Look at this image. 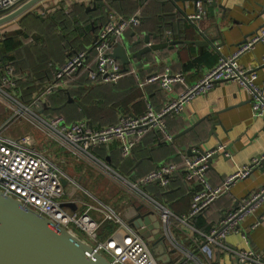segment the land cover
<instances>
[{
    "label": "built area",
    "instance_id": "2783aa9c",
    "mask_svg": "<svg viewBox=\"0 0 264 264\" xmlns=\"http://www.w3.org/2000/svg\"><path fill=\"white\" fill-rule=\"evenodd\" d=\"M25 1L0 0V12H10ZM62 1L55 0L54 6L64 8ZM65 1L66 6H71L75 2L91 5V0H70V4L67 2L69 0ZM196 7L197 10L191 18H203L206 15L204 2L198 1ZM43 9L46 10L45 7ZM48 9L51 7L49 6ZM142 21L140 10L128 16L116 11L108 12L107 20L92 44V49L97 53L93 60L94 67L90 68L92 60L87 49L72 52L55 70L53 79L33 94L31 101H22V95L17 91L19 75L13 65L5 64L0 76V103L12 109L11 117L0 125V190L19 199L23 206L31 207L49 217L57 225L75 234L85 235L114 264L162 263L152 255L149 245L138 231L123 222L113 208L103 203L96 207L84 202L80 210H72L62 205L64 202H76L65 198L67 190L63 179L81 187L63 170V163L68 159H74L76 162L88 159L95 165L100 164L106 172L119 178V174L110 165L92 152L93 148L117 144L122 150V155L128 157L131 155L135 138L150 130L160 131L167 141H172L173 136L167 131L164 118L181 113L186 104L197 96L205 95L220 82L237 83L249 95L253 112L264 117V81L258 82L257 72L238 62L241 55L254 49L258 43H264V26L239 44L233 54L221 56L198 81L190 84L177 97L171 98L169 94L174 92L175 84L185 83L186 76L183 72H174L167 67L163 73L149 75L147 81L157 82L168 97L160 110H156L153 104L148 102L144 113L121 115L115 124L100 128L91 125L86 119L68 122L62 115L48 116L41 112L48 97L60 88H67L68 81L81 69H88V79L93 84L119 82L123 77L122 64L112 56L113 48L126 29L137 27ZM151 43L150 41L147 44ZM132 71L138 76L137 70L133 68ZM27 114L36 121V126L43 127L47 139L43 144L31 134L12 136L8 133V127ZM220 152L226 157L230 155L222 143H217L213 149L196 147L193 148L192 155H182L186 172L183 181L192 194L190 208L186 214L178 215L167 205L154 199H151L153 205L150 209L158 215L163 232L178 250L183 263L195 261L197 264H204L192 250L187 249L174 237L173 231L178 228L179 223L190 228L194 245L208 263L215 260L218 252L225 251L230 253L232 260L237 258L239 264H264L261 254L251 249L231 248L225 242L230 234L246 235L241 224L264 204V184L250 192L234 208L226 211L219 223L208 232H203L194 223L195 217L229 192L237 182L250 176L264 158V155L254 158L249 165L226 176L222 185H213L208 176L209 159ZM178 169L179 165L176 162H163L135 182L126 181L131 189L140 192H144L142 187L148 184L168 187ZM94 210L102 213L101 221L93 216ZM263 220L264 212L252 227H257ZM105 221H112L121 226L108 238L102 240L99 233Z\"/></svg>",
    "mask_w": 264,
    "mask_h": 264
},
{
    "label": "crops",
    "instance_id": "0c3cea01",
    "mask_svg": "<svg viewBox=\"0 0 264 264\" xmlns=\"http://www.w3.org/2000/svg\"><path fill=\"white\" fill-rule=\"evenodd\" d=\"M44 1L45 0L41 1L39 4ZM52 1V3L54 4L55 0ZM198 1L204 2V5H206L207 7V12L203 18L198 20L197 23L201 26V28L205 30L212 28L213 31L211 33V36L216 38L215 44L221 43L222 46L214 49L213 47L205 45L183 43L173 50L165 48L156 52H149L142 58L144 62L152 61L150 66H144V73L149 70V73L160 74L163 73L167 67H170L174 72L179 71L185 74V83L175 84L174 92L172 94H169L171 98L177 97L178 94L185 90L190 84L198 81L207 69L213 67L218 62L221 56H229L233 54L237 50L240 43L244 42L247 38L258 32L264 26V0H216L217 6L214 5V0ZM62 2L65 3L66 1L64 2L63 0ZM95 2L96 0H91L90 4L94 5ZM196 2L197 0H143V8H141L140 10L143 14V21L140 26L144 30V33L141 35L139 33H136V30H131L128 33H124L118 39V43L122 42L123 37L126 38L129 42H134L138 38L143 39L144 36L150 34V32L158 34V30L154 31L156 30L155 25L158 22V19L161 22L160 26L165 25L167 27V30L170 32L169 34L173 35V37H170V39L179 38L178 30L180 29V33H182L183 30L181 11L187 14V16L190 18L191 15L196 12ZM75 3H72L70 7H72V5ZM37 5H35L34 7H36ZM45 6L51 7L50 4L43 5V7ZM34 7L32 9H34ZM135 7V1H130L125 5V8H128L129 10H133ZM56 8L62 9L63 7L54 6V9L52 10H55ZM32 9H30V11H32ZM90 9L94 10L95 8L91 7ZM114 9L116 10V12L119 11L116 8ZM4 14H6V12H4ZM23 16H21L20 18H22ZM17 19L0 27V41L9 33L19 31L20 27L14 24ZM177 21L180 24L179 26L177 25ZM71 24L70 26L75 29V33L71 34V36L67 38L69 40L66 50V46L64 45L63 47V43L59 44V42L57 44L56 39H53L52 36H50V39L48 35L34 33L36 34V38H33L32 34L33 41L36 42L37 40L39 47L46 48L48 50L50 49L49 46L52 47L50 59L51 63H49V65H51V68L48 66V69H50L53 74L58 66H61L66 61L67 57L72 52L76 51V47L79 46L80 49H92V44L96 40L99 30L105 23L96 24L92 22L87 34H85L84 30H82L85 27V24L82 22V20L79 19L75 21V24L74 22H71ZM73 24L75 26L77 25L76 28L73 27ZM172 24L174 27L173 33H171L170 29V26ZM188 29L189 31L187 33V36L181 34L182 39H191L195 36L193 35L195 32L190 28ZM40 36H42L43 38ZM195 37L198 38V35H196ZM150 41L154 43L161 42V39L158 36L154 38V35L152 34L150 36ZM145 44L147 43L142 42L133 50H137ZM39 55L42 61L47 56L45 54L43 55L42 49H40ZM34 57L36 63L38 64V60L35 55ZM26 58L27 55H24L23 59ZM0 59H3V56L0 57ZM263 60L264 43L260 42L255 46L254 49L241 55L238 59V62L244 67L255 70L258 74V82H262L264 81ZM33 64L34 63H32L31 66L28 65V67L23 70L28 76L32 75L31 70L32 68H34L32 66ZM128 66L132 67V70L133 68L137 71L141 70V68H139L140 64L135 63ZM149 73L143 75L144 77L141 81L139 80V77L142 78V74L140 73V76H136L134 73V76L136 77V79L138 78L139 81L137 83L138 86L136 85L135 88H130L128 92V94L132 96L137 94V97L133 99L132 103L128 105L131 107V115H136L137 113L142 112L144 110V104L146 102H152L157 107L162 108L164 103L168 99L157 82L152 83L147 81V78L145 77ZM129 81L130 79H125L121 81V85H127ZM98 90V96L102 97L105 95L101 89ZM21 99L23 102L25 101L22 96ZM139 101H141L142 103L138 106L134 105ZM64 105L65 103L60 107H63ZM43 113L47 115L44 110ZM11 114L12 109L7 108L0 103V125H2L6 120L9 119L11 117ZM117 115H115L116 121L120 117L119 115V117ZM106 117L107 115L105 113V118ZM113 118V114H110V117L108 115V122L110 120H113ZM196 122H198V124L196 125H199L198 128H196L195 126L192 130H190L186 134H183L185 136L181 138L179 142H175L176 138L172 141L175 142H173V144H175L176 150V148H181L182 145L180 144L182 143L190 144L191 142H195L201 134L204 135L205 138L203 141H201V143L195 144V148L197 147V145L201 144L203 148L213 149L218 142H221L225 145L226 152L230 154L229 157H226L224 154H222V152L218 153L219 156L213 158L212 164L208 170V176L213 185H222L226 176L234 174L245 165H249L254 158L264 155V117L259 116L253 112L249 95L235 82H220L205 95L203 94L197 96L191 102L186 104L184 110L181 113L177 114V116L173 115L167 116L165 118L167 131L171 133L172 136L179 134L180 131L182 132L184 130V128H187ZM200 123H202L201 126ZM212 129L214 130V133H211ZM7 130L10 134L9 129ZM38 130L39 131L34 133H25L31 134L38 142H41V144H43L44 141L42 142V140L43 138L46 139V137L43 133L41 137V134L39 133H41L40 131L42 130L40 128ZM20 134L10 135L18 136ZM143 139L144 143L147 145V148H151L153 149V151L150 156L139 157L134 164L133 170L136 169L139 165V168H148L152 165L153 167L159 166L160 164L165 162L164 160L167 158L165 157V154L168 147H164L163 144H160L158 141H156L153 135H145ZM172 141H168L167 145H172ZM194 147H191V151L188 150V153L178 152L179 154L191 155L193 154ZM95 155L100 160L110 165L117 172V174H119V179H121L122 181L128 180L130 182H135L136 180L141 178H132L131 176H128L124 173L122 174L121 172H118V170L116 169L115 159L112 160V155H121L123 158H128L132 155V151L130 156L124 157L122 155V150L119 148V145L117 146V144H112L106 146V152L104 155H100V153H96ZM173 158H177V156L172 155L169 157V159ZM145 159H148L146 160V163H144ZM68 183L69 182L67 181L65 185L67 190V195L65 198L67 200L76 201V210H80L83 208V203L85 202L87 204L88 200H85L86 198L75 194L73 191H68ZM263 184L264 159H262L260 164L253 169L250 176L243 180H240L235 185H233L231 187V190L220 197L219 199L221 200L218 199L219 201L213 205L210 214L213 215L214 218L216 217L215 222H219L226 211L231 209L250 192L259 189ZM89 185L92 188H95L90 183ZM149 185L151 184L142 187V190L144 192L129 188L130 192L122 193L121 195H118L116 198H114L115 200L111 207L120 215L123 222H126L123 219L124 209L131 204H135L137 206L140 204H146L149 208H151L153 205L151 199L161 202L154 195V193H152L148 189ZM227 201H230L229 206L225 205V202ZM100 203L102 202L100 201ZM190 204L191 196L183 201V207L181 206L182 208L180 210H175L173 207L171 208L170 206H167L171 208L176 214L183 215L189 211ZM263 212L264 204L259 210H257L254 214L248 216L245 221L242 222L241 227L246 234L245 236H243V234L233 233L227 237L225 242L231 248L239 250L251 249L256 253L261 254L264 261V220L261 221L257 227H252L253 223L261 216ZM92 213L96 219L100 221L103 219L102 213L98 210H94ZM119 226L121 225L117 224V228H119ZM123 226H125V224ZM176 231L179 232V235ZM173 235L187 249H192L191 243L193 241L191 238V230L186 225H182L181 223H179L178 228L173 231ZM167 246L169 250L175 249L169 240H167ZM172 258L174 260L175 255H172ZM210 264L239 263L235 259L232 260L229 252L224 251L217 254L215 260Z\"/></svg>",
    "mask_w": 264,
    "mask_h": 264
},
{
    "label": "trees",
    "instance_id": "16d2710c",
    "mask_svg": "<svg viewBox=\"0 0 264 264\" xmlns=\"http://www.w3.org/2000/svg\"><path fill=\"white\" fill-rule=\"evenodd\" d=\"M130 1H135L136 3V7L134 9L132 8L133 10H129L128 8H125L126 3ZM94 4L96 8L94 10L92 9L88 10L87 4L85 5L83 3H75L73 4L74 10L70 14L66 13L62 8L63 11L62 10L59 11L60 12L59 19L60 20L63 19L61 24H58L59 19L58 17H56V15H54L53 18L50 20H41L42 22L39 21L38 18L32 19L31 20L33 21L32 24L35 27H30L28 28L27 31L30 32L33 30H37V28L39 31L41 30L39 28H42L45 31L44 33L45 35H48L49 38L50 36H52L53 39H56L57 44L58 42L59 44L63 43V47L65 45L66 46L65 50H66L68 47L67 44L69 40L67 38H69L71 34L75 33L74 32L75 29L70 26L71 22H74L75 24V21L79 19L82 20V22L85 24L84 25L85 27L82 30H84L85 34H87L88 30L90 29V24L92 22L96 24H100V23L104 24L107 20L106 17L107 13L116 11L114 8L120 11L117 12L125 16L134 14L135 12L143 8V0H96ZM90 7L93 8L94 5H90ZM26 17H28V14L26 15ZM24 21L25 20H23L22 22L23 24ZM160 23L161 22L158 19V22L155 25L156 30L154 31H157L159 29L158 27L160 26ZM74 24L73 27L76 28L77 25L75 26ZM57 25H60L61 27L60 33L58 31L59 28L57 27ZM62 29L65 31H62ZM131 30H136V33H139L141 35L144 33L143 32L144 30L140 25L137 27L126 29L124 33H128ZM29 32H25L23 30L12 32L9 33L5 38H3L0 41V57L3 56V59H0V76L4 71L5 64L13 65L16 69L17 74L19 75V79L17 82L18 85L17 91L21 93L22 98L26 102L31 101L33 94L36 91H38L40 88H42V86L46 82H49V80L53 79V73L50 69H48V66L51 68V65H49V63H51L50 59H51L52 47L49 46L50 49L48 50L46 48H41L37 46L38 44H35L32 35ZM34 32L36 31H33V34ZM29 43L30 45L26 46ZM22 46H24L25 49L29 50V55L27 56L26 59L21 58V56L19 55L21 53L20 48ZM40 49L43 50V55L44 54L47 55L46 58L44 59L45 61L44 60L42 61L40 59L41 58L39 55ZM80 50H84V49H80L79 46L76 47V51H80ZM87 50L91 55L90 60H92V65L90 64V68H93L94 67L93 60L95 59L97 53L95 52L94 49H87ZM34 55L38 60L37 61L38 64L36 63ZM32 63L35 64L32 65L34 67L31 70L32 75L28 76L23 70L27 68L28 65L31 66ZM151 63L152 61L144 62L143 60L139 63L140 64L139 68H141V70L137 71V74L139 76L140 73L142 74V78L139 77L140 81L143 79L144 77L143 75L149 73V70L146 73H144V66H150ZM151 74L152 73H149L145 78H147ZM125 79H130V81L127 85L123 86L121 85V81ZM139 80L138 78L136 79V77L134 76L132 67L128 66L127 71L123 73V77L119 80V82L115 84L109 83L107 85L93 84L88 79V69H81L79 72H77V74L73 78H71V80L68 81L69 85L67 88H60L48 97L44 105V112L47 115H51V116L62 115L68 122H74L80 119H86L87 121L90 122L91 125L95 126L96 128H100L102 126H106L110 124H115L118 121V120L116 121L115 115L118 114L119 116H121L131 113V107L128 105L132 103L133 99L137 97V94L132 96L129 95L128 92L130 88H135L136 85L138 86L137 83ZM98 89H101L105 95L102 97L98 96V91H99ZM69 96L73 97L72 98L73 100L70 102L68 101ZM64 103L65 105L63 107H60ZM141 103L142 102L139 101L137 104L134 105L138 106ZM153 106L155 107L156 110L161 109L154 104ZM146 109H147V102L144 104V110L140 113H137L136 115L144 113ZM105 113L107 115L106 118H105ZM110 114H113L114 118L113 120H110L108 122V115L110 117ZM201 124L202 123H200V126ZM198 127L199 125L196 126V128ZM145 135H153L156 141H158L160 144H163L164 147H168L167 152L165 154V157H167L164 160L165 162H176L179 165V169L175 173L172 182L168 187H161L155 184H151L148 186V189L152 193H154V195L161 201V203L166 204L171 208L173 207L175 210H180L183 207L182 206L183 201L186 200V198L190 197L192 194L189 191V189L185 186L183 181L186 172H185L184 159L182 157L183 154H179V152L188 153V150L191 147H194L195 144L201 143V141L204 140L205 136L200 134V137L195 142H191L190 144L182 143L180 144L182 145L181 148H176L175 150V144H173L174 141H172V145H167L168 141L164 138V135L160 131L150 130L146 134L135 138V144L132 148V155L130 157L123 158L121 155L118 156L112 155V160L115 159L116 169L118 170V172H121L122 174L124 173L128 176H131L132 178H138V177L140 178L142 177V175L145 176L150 171L158 167V166L153 167L152 165L148 168L146 167L139 168L140 166L139 165L136 169L133 170L134 164L139 157L150 156L153 151V149L147 148V145L144 143L143 137ZM184 136L185 135L176 138L175 142L177 141L179 142V140ZM92 152L94 154L100 153V155H104L106 152V146L95 147L92 149ZM172 155H176L177 158L169 159V157ZM146 160L148 159H145L144 163H146ZM219 200H216L206 211H204L199 216L195 217V221H194L195 225L203 232H208L213 226L219 223V222L216 223L215 222L216 217L214 218V216L210 214L211 208ZM225 205L229 206L230 201L225 202ZM234 207L235 205L232 208ZM116 228H117L116 223L112 221H105L100 229V233H99L100 239L105 240L106 238H108L116 230ZM176 232L179 235V232L178 231ZM191 246H192L191 249L192 252H194L198 256L199 260L202 263L210 264L206 261L204 256L199 252L198 248L194 245L193 242L191 243ZM219 253L220 252H218L217 254ZM174 264H197V263L195 261H187L186 263H183L182 260H180L179 262H175Z\"/></svg>",
    "mask_w": 264,
    "mask_h": 264
},
{
    "label": "water",
    "instance_id": "95a60500",
    "mask_svg": "<svg viewBox=\"0 0 264 264\" xmlns=\"http://www.w3.org/2000/svg\"><path fill=\"white\" fill-rule=\"evenodd\" d=\"M41 1L43 0H26L6 14L0 12V27L25 15ZM214 5L217 6L216 0H214ZM93 8H96L95 4ZM87 9L89 10L90 6H88ZM205 9L207 12L206 5ZM181 14L183 30L182 33H180L181 31L178 28L179 38L177 39H170L173 35L169 34L170 32L165 25L158 27V34L150 32V34L144 36L143 39L138 38L134 42H129L123 37L122 42L117 43L112 52V56L121 61L122 72L124 73L127 71L128 65L135 63L139 64V61L142 60L143 56L149 52H156L165 48L173 50L183 43L205 45L213 47L214 49L222 46L221 43L215 44L216 38L211 36L213 31L212 28L205 30L197 23L199 19L189 18L187 14L182 11ZM177 25H180L178 21ZM188 28L193 30L195 32L193 35H198V38L194 36L191 39H182L181 34L187 36L189 31ZM170 29L171 33H173V24L170 26ZM152 34L154 35V38L157 36L160 37L161 42H152L149 45L145 44L141 48L133 50L142 42L148 43ZM33 38H36V34H33ZM69 101H72L70 96ZM41 112H43V110H41ZM197 124L198 122L185 128L182 132L173 136V139L186 134ZM213 131L214 130L212 129L211 133H214ZM200 146L201 144L197 145V147ZM189 151H191V149H189ZM217 156H219V154H215L209 159L210 166L213 158ZM66 182L67 181L63 179L64 185H66ZM62 205L69 207L72 210H76L77 208L74 202H64ZM123 219L129 224V226L136 229L146 240L152 255L158 262L162 264H174L175 262L180 261L181 256L178 253V250H169L167 246L168 239L163 232V227L158 215L147 205L140 204L137 206L131 204L124 209ZM172 255H175L174 260ZM0 264L114 263L99 251L95 247L94 242L88 239L85 235L75 234L67 228L57 225L49 217L31 207L23 206L19 199L4 194L0 190Z\"/></svg>",
    "mask_w": 264,
    "mask_h": 264
},
{
    "label": "rangeland",
    "instance_id": "374dc122",
    "mask_svg": "<svg viewBox=\"0 0 264 264\" xmlns=\"http://www.w3.org/2000/svg\"><path fill=\"white\" fill-rule=\"evenodd\" d=\"M52 2H53L52 0H45L41 4L34 7V9H32V11H31V13L30 12L27 13L28 17H26V15H27L26 14V15H24V17L17 19V21H15L14 24H16L18 27H20L19 30L29 32V31H27L28 28L35 27L32 24V22H33V21H31L32 19L38 18L39 21L50 20L53 18L54 15H56V17H58V19H59V15H60L59 11H61V10L63 11V9L56 8L55 10H52V9H54V4ZM67 2H69V1H67ZM70 3L71 2H69L68 4H70ZM45 4H50L51 9H48V7L45 6L46 10H44L43 5H45ZM62 4H63L64 8H66V10H67L66 11L64 9V11L66 13L68 12L70 14L71 12H73V10H74L73 5H72V7L66 6L67 5L66 2L62 3ZM88 6H90V5H88ZM23 20H25L24 24L22 23ZM62 21H63V19H61V20L59 19L58 24H61ZM57 27L59 28L58 31L60 33V30H61L60 25H57ZM39 29H41V30L38 31V28H37V30H33V31H36L34 33H41V34L45 33L44 29H42V28H39ZM33 31H30L29 33L32 35ZM62 31H65V30L62 29ZM36 42L38 44V41H36ZM29 45H30V43L26 46H29ZM37 46H39V45H37ZM20 49H21L20 50L21 53L19 55L21 56V58H23L24 55H27V56L29 55V50L25 49L24 46H22ZM14 106H16V105H14ZM35 122L36 121L31 116H29L27 114L23 118L19 119L18 121L14 122L12 125H10L8 127V129H9L10 134H13V135H17V134L25 133V132L34 133V132L39 131L38 130L39 128L42 130L43 127L39 124H38L39 126H36ZM40 132L41 133H39V134H41V137H42L43 130ZM43 141H45L44 138H43L42 142ZM54 153H55V151H54ZM98 165H95L94 163H92L88 159L82 160L81 162H76L74 159H68V161L66 163L62 164V168L72 179L77 181L81 185V187L80 186L77 187V186L73 185L72 182H70L67 185V189H68V191L69 190L73 191L75 194L86 198L85 200H88L87 204H91L93 206H98L100 201H101L102 203L106 204L107 206L110 205L109 207H111V205H113V202L115 200L114 198H116L118 195H121L122 193L130 192L129 188H131V187L126 181H122L121 179H119L114 174H112V173L110 174V173L106 172L101 167L100 164H98ZM89 183L95 188H92L89 185Z\"/></svg>",
    "mask_w": 264,
    "mask_h": 264
}]
</instances>
